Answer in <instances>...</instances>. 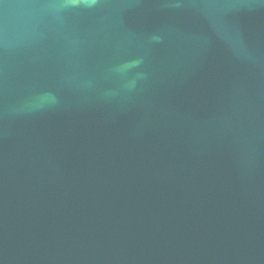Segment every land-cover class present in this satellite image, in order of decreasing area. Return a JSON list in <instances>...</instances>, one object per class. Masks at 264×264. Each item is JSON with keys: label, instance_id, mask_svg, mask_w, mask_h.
Wrapping results in <instances>:
<instances>
[{"label": "water", "instance_id": "1", "mask_svg": "<svg viewBox=\"0 0 264 264\" xmlns=\"http://www.w3.org/2000/svg\"><path fill=\"white\" fill-rule=\"evenodd\" d=\"M0 264H264V0H0Z\"/></svg>", "mask_w": 264, "mask_h": 264}, {"label": "clouds", "instance_id": "2", "mask_svg": "<svg viewBox=\"0 0 264 264\" xmlns=\"http://www.w3.org/2000/svg\"><path fill=\"white\" fill-rule=\"evenodd\" d=\"M95 2H96V0H91V3H93V4H94Z\"/></svg>", "mask_w": 264, "mask_h": 264}]
</instances>
